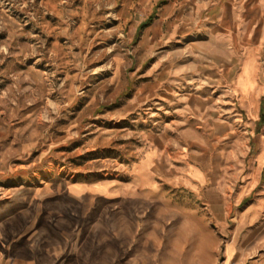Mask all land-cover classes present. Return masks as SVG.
Returning <instances> with one entry per match:
<instances>
[{
	"label": "rangeland",
	"instance_id": "obj_1",
	"mask_svg": "<svg viewBox=\"0 0 264 264\" xmlns=\"http://www.w3.org/2000/svg\"><path fill=\"white\" fill-rule=\"evenodd\" d=\"M247 48L264 81V0H0V213L60 221L64 264H223L220 221L264 184L247 188L264 96L253 134L231 90ZM145 154L139 192L72 195L135 185Z\"/></svg>",
	"mask_w": 264,
	"mask_h": 264
},
{
	"label": "crops",
	"instance_id": "obj_2",
	"mask_svg": "<svg viewBox=\"0 0 264 264\" xmlns=\"http://www.w3.org/2000/svg\"><path fill=\"white\" fill-rule=\"evenodd\" d=\"M240 22L242 23V20L238 19V24ZM258 81L257 102L254 107L256 116L251 117L253 134H255L257 121L260 119L264 96V81L259 78ZM244 104L249 111L247 104ZM260 124L261 132H257L259 137L257 138L255 166L251 170L249 177L251 182L247 184V188L259 184L260 178L264 179V121ZM153 160L157 161V158L145 154L136 163L133 174L135 185L117 187L106 182L79 183L71 187L72 195L81 197L94 194L108 199H117L126 195L131 189H134L133 192H139L143 189L142 183L146 173L150 172V168L153 167ZM241 196L245 198L247 195L245 193ZM251 199L252 202L240 211L238 221H220V236L225 241L223 264H264V184L257 192L252 193ZM13 214L16 218L10 212L0 213V264H64L60 260L58 251L51 250L49 245H46V242H51L55 235L52 226L57 227L60 221H54V223L52 221H31L32 217H27L26 213L15 212ZM59 231L61 232L62 229L60 228ZM37 235L43 236L41 241L44 242V246L38 244L40 242ZM160 257L151 260L145 256L139 258L131 255L122 261H114L113 264H180L179 258L174 253ZM212 263L215 264L216 259ZM66 264L74 263L67 262ZM185 264H202V261L197 263L195 256H191L187 258Z\"/></svg>",
	"mask_w": 264,
	"mask_h": 264
},
{
	"label": "bare ground",
	"instance_id": "obj_3",
	"mask_svg": "<svg viewBox=\"0 0 264 264\" xmlns=\"http://www.w3.org/2000/svg\"><path fill=\"white\" fill-rule=\"evenodd\" d=\"M224 49V48H223ZM221 51V55L227 53V50ZM259 85L258 77L256 74V58L252 48H247L242 58L241 68L231 83V90L233 94L240 97L243 103H246L249 108L250 117H255L256 113L254 107L257 102V87ZM197 88L205 89V86L199 84ZM191 174L196 177L200 182L204 181L205 174L196 166L192 167Z\"/></svg>",
	"mask_w": 264,
	"mask_h": 264
},
{
	"label": "trees",
	"instance_id": "obj_4",
	"mask_svg": "<svg viewBox=\"0 0 264 264\" xmlns=\"http://www.w3.org/2000/svg\"><path fill=\"white\" fill-rule=\"evenodd\" d=\"M261 119H263V117H261Z\"/></svg>",
	"mask_w": 264,
	"mask_h": 264
}]
</instances>
